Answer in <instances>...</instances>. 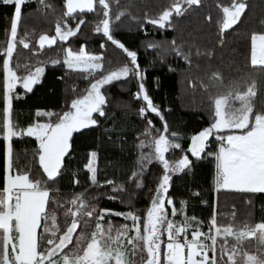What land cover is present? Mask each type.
Returning a JSON list of instances; mask_svg holds the SVG:
<instances>
[{"label": "trees", "instance_id": "16d2710c", "mask_svg": "<svg viewBox=\"0 0 264 264\" xmlns=\"http://www.w3.org/2000/svg\"><path fill=\"white\" fill-rule=\"evenodd\" d=\"M108 2L112 34L125 48L137 53L143 79L131 74L101 88L106 98L103 106L105 116L94 113L97 125L73 133L69 153L64 158L60 175L54 181H48L39 164V143L35 137L23 136L13 140L14 168H23L32 181H40L41 186L50 193L47 211L55 215L59 229L54 238L58 240L63 234L66 221L70 224L72 218L66 216L65 211L73 207L69 201L78 195L85 203L94 205L97 211H132L142 218L146 215L155 188L163 175V168L155 160L150 164L145 161L141 171V156H154L152 141L159 134L157 130L162 132L165 124L168 128L165 135L176 134L175 137L169 135V138L181 144V149H170L165 154L166 159L174 163L187 154L192 161L189 169L169 173L171 180L166 198H171L177 209L181 208L182 202L184 207V214L172 217L174 221L183 223L185 216L195 217L203 222L202 228L207 232L215 210L217 224H231L234 232L264 222V193L215 189V161L207 155L216 152L219 144L214 136L209 138L200 159L187 152L191 137L213 123L214 105L210 97L225 94L235 85H239V91L244 92L255 83L256 94L251 98L254 114L264 111V71L253 67L250 61L251 36L264 34V0H243L246 7L238 22L223 33L220 31L223 19L221 8L230 6L232 0H201L199 5L191 6L183 15L173 14L172 27L164 29L146 20L157 18L170 7L173 0ZM44 4L33 0L22 6L18 40L29 33V48L17 44L12 67L18 76H25L36 67H44V73L31 92L26 93L20 85L15 89L14 95L19 94L21 98L13 99V120L20 129L34 123L49 122V119L56 121L64 112L71 110V103L75 99L87 94L95 79L111 71H118L125 65L134 67L122 49L107 41L102 33L95 32L96 25L103 19L96 12L76 14L85 21L80 25L77 35L70 37L67 42L57 39L55 45H47L41 50L37 44L38 38L43 34L55 36L56 23L66 12L65 0H44ZM13 14V6L0 4V52L6 47V33ZM117 15L120 16L119 20L115 19ZM68 23L75 28L78 20L69 19ZM172 41H175V45ZM101 44L105 46L101 48ZM81 46L103 57L100 61L102 69L97 70L94 76L70 70L63 64L65 49L71 47L73 51H78ZM177 46L189 55L190 62L176 55L174 48ZM3 59L0 56V64ZM53 61L60 62L54 65ZM17 63L19 69H16ZM213 73H219L220 79H212ZM2 81L3 73L0 72ZM140 83H143L147 94L158 106L163 120L151 112L147 113L146 118L141 117L139 109L145 105L142 99L135 98ZM2 94L0 83V97ZM2 108L3 100L0 99V110ZM37 111L53 115L51 118L37 117ZM149 119L154 125L151 129ZM141 141L149 146L140 148ZM92 151L97 152L96 185L91 183V174L85 167ZM4 155L5 142L0 140V190L5 183ZM136 172L140 173L137 179L142 186L139 188L136 187L137 181L130 179ZM106 181H112L113 184H107ZM113 186L123 190L113 192ZM109 219L114 228L132 223L130 220L124 221L122 217L110 216L105 218V226ZM77 220L79 227L64 253L74 249L82 233L90 234L95 228V217L77 216ZM192 223L195 224V221ZM40 232L42 229L38 230V234ZM48 235L51 236L50 233ZM259 237V232L239 242L234 237H227L229 245L238 248L237 264H241L245 253L264 258V243ZM217 239L218 243L222 242L219 237ZM133 259L138 260L139 256Z\"/></svg>", "mask_w": 264, "mask_h": 264}, {"label": "snow or ice", "instance_id": "6c2138e0", "mask_svg": "<svg viewBox=\"0 0 264 264\" xmlns=\"http://www.w3.org/2000/svg\"><path fill=\"white\" fill-rule=\"evenodd\" d=\"M31 2L33 0H0V4L14 7L10 28L6 33L8 36L6 47L0 52V56L5 57L0 64V72L3 73V81L0 82L3 87V94L0 97L3 100V108L0 110V140L5 142L6 162L5 183L0 190V264H162V261L163 264H237L238 248L235 245H229L227 237H234L239 242L259 232V239L264 243V222L252 228L245 226V230L234 232L231 224H217L214 210L208 231L205 232L202 228L203 222L195 217L185 216L183 223L169 219L166 203L171 208L172 217L184 214L183 202L181 208L177 209L172 199H166L171 180L169 173L189 169L192 161L187 154L174 163L166 159L165 154L170 149H181L179 142L169 138V135L175 137L176 134L165 135L168 133L166 124L162 132L157 130L159 134L152 141L154 156L151 154L141 156V171L145 161L150 164L155 160L163 168V175L155 188L146 215L142 218L141 215L132 211L115 212L110 209L97 211L94 205L85 203L78 195L69 201L73 207L65 211V215L72 218L70 224L66 221L63 234L58 240L54 238L59 229L55 215L47 211L50 193L47 188L41 186L40 181H32L23 168L19 170L14 168V138L35 137L39 142V164L48 181H54L60 175L64 158L69 153L73 133L97 125V119L93 117L94 113L101 117L105 116L103 106L106 104V98L101 88L127 78L131 74L141 80L143 77L137 63V53L125 48L112 34L108 0H66V12L56 23L55 36L41 35L39 37L41 50L45 44L49 47L55 45L57 38L67 42L70 37L77 35L80 25H83L85 21L76 13L96 12L103 19L96 25L95 32L102 33L107 41L122 49L134 67L125 65L118 71H111L95 79V82L90 84L87 94L75 99L71 103V110L64 112L56 121L49 119V122L36 123L26 129H20L13 120V99L21 98L19 94L14 95L17 83H20L26 93L31 92L44 73V67H36L34 72L29 70L27 75L18 76L17 71L12 67L17 44L19 43L25 49L29 48L27 40L30 34L25 33L18 40V27L22 20V6ZM200 2L201 0H173L170 7L157 18H147L146 22L161 29L171 28L173 14L181 16L188 8L199 5ZM39 3L44 4V0H39ZM44 6L48 7L46 4ZM245 7L243 0H232L230 6L221 8L223 13L220 23L221 33L238 22ZM119 18V15L115 17L116 20ZM69 19L78 20L75 28L69 26ZM220 43L222 44L223 40ZM172 44L175 45V41H172ZM104 46V44L100 45L101 48ZM65 51L63 64L70 70L94 76L97 70L102 69L100 61L103 57L89 54L83 46L78 51H73L71 47ZM174 51L178 57L189 61V55L185 54L180 46L175 47ZM250 59L253 67L264 71V34L251 36ZM59 62L52 63L55 65ZM24 67L28 68V65ZM19 68L20 65L17 63L16 69ZM84 78L88 79V76ZM212 79L219 80V73H213ZM255 94L256 85L253 83L244 92L239 91V85H235L225 94L210 97L214 105L213 123L191 137V147L187 152L197 159L205 153L210 137L214 136L219 142L218 151L207 153L215 161L217 191L264 193V111L254 114L251 98ZM135 98L142 99L144 102L145 106L139 109L142 118H146L147 113L151 112L163 120L158 106L147 94L143 83L139 84V92L135 94ZM52 115L44 111L36 112L37 117L51 118ZM148 125L149 129L154 127L150 119ZM148 146L141 141L140 148ZM95 158L96 153L92 152L86 166L91 174L90 180L93 185L97 184ZM139 176L140 173L136 172L130 178L137 181V188L142 186L137 179ZM106 183L113 184L112 181H106ZM122 190L116 186L112 188L113 192ZM109 199H115V197H109ZM77 216L95 217V228L90 234L82 233L77 238L74 249L70 253H64V249L72 243L73 235L79 227ZM110 216L122 217L124 221L130 220L132 223L131 225L125 223L114 228L113 222L109 219L105 226L103 222ZM192 221H195V224ZM38 229H42L39 234ZM190 230L191 239H189ZM49 233L51 236L48 235ZM165 235L166 241L163 239ZM218 237L222 242L218 243ZM61 253L64 254L61 255ZM137 256H139L138 260L133 259ZM241 264H264V258L245 253Z\"/></svg>", "mask_w": 264, "mask_h": 264}, {"label": "crops", "instance_id": "0c3cea01", "mask_svg": "<svg viewBox=\"0 0 264 264\" xmlns=\"http://www.w3.org/2000/svg\"><path fill=\"white\" fill-rule=\"evenodd\" d=\"M45 45H47V44H45ZM250 56H251V47H250ZM5 58V57H4ZM250 61H251V59H250ZM34 71H35V69H34ZM34 71H32V72H34ZM17 85H20V83L18 82L17 83ZM35 124V123H34ZM34 124H31V125H34ZM31 125H28V126H31ZM27 126V127H28ZM26 127V128H27ZM25 128V129H26ZM34 137V136H33ZM218 148V147H217ZM4 166H5V168H6V162H5V155H4ZM5 177H6V172H5ZM166 199H171V198H166ZM166 208H167V210H168V213H169V215H170V217H169V219H172V216H171V208L170 207H168L167 206V203H166ZM175 222H177V223H181V222H179V221H175ZM257 224H259V223H257ZM256 224V225H257ZM39 230V229H38ZM212 234H214V232L212 233ZM163 239L166 241L167 240V237H166V235L163 237ZM189 239H191V230H190V232H189ZM209 243H210V241H209ZM163 245H162V253H163ZM209 255H211V253L209 254ZM162 264H163V261H162Z\"/></svg>", "mask_w": 264, "mask_h": 264}, {"label": "rangeland", "instance_id": "374dc122", "mask_svg": "<svg viewBox=\"0 0 264 264\" xmlns=\"http://www.w3.org/2000/svg\"><path fill=\"white\" fill-rule=\"evenodd\" d=\"M65 4H66V0H65ZM65 11H66V7H65ZM76 14H78V13H76ZM43 35H46V34H43ZM50 37H54V36H50ZM58 39V38H57ZM37 44L39 45V38H38V40H37ZM45 46H47V45H45ZM84 47V46H83ZM85 48V47H84ZM67 49V48H66ZM65 49V50H66ZM86 50V49H85ZM87 51V50H86ZM89 54H92V55H98V54H94V53H91V52H89V51H87ZM65 55H66V51H64V57H65ZM101 63V62H100ZM39 123H46V122H39ZM36 124V123H35ZM211 126V125H210ZM210 126H208V127H210ZM208 127H206V128H208ZM205 128V129H206ZM39 143V142H38ZM191 147V144H190V146H189V148ZM218 147V146H217ZM216 151H218V148L216 149ZM92 152H95L96 153V158H95V161H94V166H95V168H96V165H97V152L96 151H92ZM91 152V153H92ZM183 157V156H182ZM38 159H39V157H38ZM91 159V154H90V157H89V160ZM89 162V161H88ZM88 164V163H87ZM87 164H86V166H87ZM85 166V167H86ZM87 168V167H86Z\"/></svg>", "mask_w": 264, "mask_h": 264}, {"label": "built area", "instance_id": "2783aa9c", "mask_svg": "<svg viewBox=\"0 0 264 264\" xmlns=\"http://www.w3.org/2000/svg\"><path fill=\"white\" fill-rule=\"evenodd\" d=\"M215 177H216V171L214 173V187H215ZM216 189V188H215Z\"/></svg>", "mask_w": 264, "mask_h": 264}]
</instances>
